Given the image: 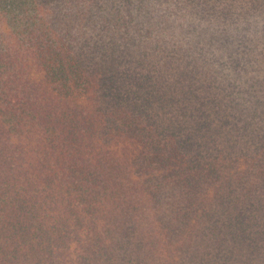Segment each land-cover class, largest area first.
<instances>
[{"label": "trees", "instance_id": "16d2710c", "mask_svg": "<svg viewBox=\"0 0 264 264\" xmlns=\"http://www.w3.org/2000/svg\"><path fill=\"white\" fill-rule=\"evenodd\" d=\"M0 264H264V0H0Z\"/></svg>", "mask_w": 264, "mask_h": 264}, {"label": "rangeland", "instance_id": "374dc122", "mask_svg": "<svg viewBox=\"0 0 264 264\" xmlns=\"http://www.w3.org/2000/svg\"><path fill=\"white\" fill-rule=\"evenodd\" d=\"M226 69H229V68H225V72H226ZM224 71V70H223Z\"/></svg>", "mask_w": 264, "mask_h": 264}]
</instances>
